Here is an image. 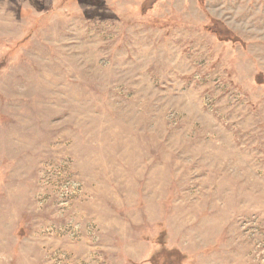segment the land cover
Instances as JSON below:
<instances>
[{
    "label": "rangeland",
    "instance_id": "1",
    "mask_svg": "<svg viewBox=\"0 0 264 264\" xmlns=\"http://www.w3.org/2000/svg\"><path fill=\"white\" fill-rule=\"evenodd\" d=\"M0 264H264V0H0Z\"/></svg>",
    "mask_w": 264,
    "mask_h": 264
}]
</instances>
